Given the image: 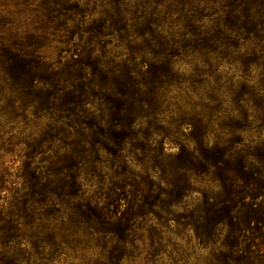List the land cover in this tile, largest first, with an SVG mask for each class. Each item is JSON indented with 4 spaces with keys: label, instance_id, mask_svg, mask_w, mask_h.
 <instances>
[{
    "label": "trees",
    "instance_id": "trees-1",
    "mask_svg": "<svg viewBox=\"0 0 264 264\" xmlns=\"http://www.w3.org/2000/svg\"><path fill=\"white\" fill-rule=\"evenodd\" d=\"M79 1L0 2V159L12 153L10 164L0 161V264H122L151 216L161 225L146 229L152 262L171 244L168 218L184 205L194 170L211 173L218 191L174 216V226L192 229L201 247L221 232L222 248L264 244V140L239 151L202 142L214 111L230 131L264 130V84L251 77L255 66L264 70V0H97L99 10ZM25 9L34 31L7 34ZM206 20L217 27L201 34ZM174 22L184 24L176 33ZM111 37L125 59L106 50ZM48 42L59 44L54 61L41 52ZM181 50L236 54L242 76L228 103L212 95V107L175 104L195 121L198 147H182L170 162L139 139L157 133L141 123L158 121L170 103L171 57ZM127 147L148 164L137 158L136 170Z\"/></svg>",
    "mask_w": 264,
    "mask_h": 264
},
{
    "label": "rangeland",
    "instance_id": "rangeland-1",
    "mask_svg": "<svg viewBox=\"0 0 264 264\" xmlns=\"http://www.w3.org/2000/svg\"><path fill=\"white\" fill-rule=\"evenodd\" d=\"M2 1L0 0V2ZM80 1L86 3L87 9H100L97 0ZM128 1L134 2L135 0ZM174 2L175 0H160V4H174ZM14 17L19 20V27L11 29L7 34L17 33V37H23L26 33L34 31L33 25L30 23H33V20L36 18L30 9H25L19 14H14ZM183 25L174 22L171 29L176 33L181 27L183 28ZM216 27L217 24L206 20L201 23L200 32L201 34H205L203 31L214 30ZM164 29L165 31L168 30L166 27ZM178 37L175 34L174 39L178 40ZM116 44H119V46L117 47ZM188 45L192 48H199L195 47L193 43H189ZM106 50L113 51L112 54L116 55L114 62L126 58L123 43L119 42L115 37L110 38V43L106 45ZM41 52L48 60L54 61L58 56L59 44L57 42H48L42 47ZM241 53H243V49ZM235 58L236 54L228 56L225 52H223V56L219 52L205 56L196 51L190 54L189 51L187 53L185 50H181L177 56L171 57L174 74L170 79L168 88L171 92L166 99L170 103H164L166 110L157 116L158 121L155 118H149L141 123L143 129H145L148 127L147 121L152 122L155 127L154 130H157L156 134L148 131L145 137L141 135L139 141L147 144V150L148 148L159 149L160 147L166 160L176 162L178 159L177 154L182 147L189 150H195L198 147L195 139L196 131L192 126V124H195V121L187 119V116H179L180 109H177L175 104L179 103L180 106L187 107L188 102H193L195 104H206V106L212 107L214 104L210 103L207 99L212 95L221 96L226 101L225 103H228L231 89H233L232 86L237 87V85H240L238 81H240L242 76L241 64ZM251 77L254 82L253 84H264V70L260 66L254 67L251 72ZM215 115L216 113L214 111L212 113L213 119H211V122L208 120L207 126H204V138L202 142L205 146L211 147L213 144L218 143L223 147H228L232 151H239L247 148L250 149L258 141L264 140V130L259 137L256 136V128H253L250 132L245 131L243 133L230 131L228 128L231 123L230 120L224 117L214 120ZM181 119L186 120H184V123H181ZM213 121L214 123L211 124ZM204 122H207V120L204 119L201 125ZM19 128H21V125ZM16 130L18 129L16 128ZM141 152V149L136 150L129 147L125 151L128 163L134 166L136 170L141 169V165L137 164V158H142L144 163L148 164L146 162L147 159L145 160ZM11 156V152L3 153L0 159L1 164L3 166L10 164ZM19 164V161L16 162L13 169H17ZM189 180L191 182V189L183 199L184 205H179L174 208L173 216L168 218V224L171 230L165 232V236L170 239L171 244L166 245L165 253L152 262H146V251L149 248L146 229L151 226L161 227L159 221L151 216V219L145 223L144 229L140 231L144 239L143 242H137L138 249L132 253L134 257L124 258L122 264H264V244H255L247 247L244 244L238 243L233 248H222L221 242L224 232H221L214 246L208 244L205 247H201L197 243L192 229L185 231L183 228L174 226V216L194 208L202 201L203 194L210 196L218 191L217 182L208 171L198 172L194 170L190 173ZM88 188V190H91L92 186ZM3 192L0 190V194ZM171 232H177V234L174 235ZM218 252L220 254L222 253L224 257L219 258L217 256L219 255ZM213 255L219 259L213 261Z\"/></svg>",
    "mask_w": 264,
    "mask_h": 264
}]
</instances>
